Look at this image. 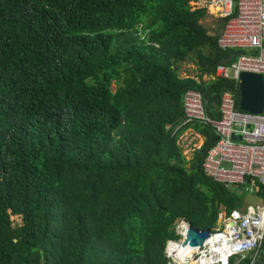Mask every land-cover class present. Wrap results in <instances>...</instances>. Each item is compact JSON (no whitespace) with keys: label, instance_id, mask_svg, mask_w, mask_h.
Returning <instances> with one entry per match:
<instances>
[{"label":"trees","instance_id":"1","mask_svg":"<svg viewBox=\"0 0 264 264\" xmlns=\"http://www.w3.org/2000/svg\"><path fill=\"white\" fill-rule=\"evenodd\" d=\"M194 2L0 0V264H169L178 221L214 231L241 210L204 171L215 130L184 126L188 91L214 120L225 93L240 100L213 79L229 52ZM189 130L205 139L191 160Z\"/></svg>","mask_w":264,"mask_h":264},{"label":"built area","instance_id":"2","mask_svg":"<svg viewBox=\"0 0 264 264\" xmlns=\"http://www.w3.org/2000/svg\"><path fill=\"white\" fill-rule=\"evenodd\" d=\"M192 6L219 19L230 18L219 36V47L229 55L245 52L228 65L219 64L213 79L234 81L239 88L243 73L264 77V0H197ZM184 108V126L209 125L220 138L205 161L206 175L226 186L264 188V111L259 115L241 111L231 92L222 96L221 120L206 114L203 96L197 91L186 93ZM190 228L184 220L177 222L179 240L169 241L165 251L169 264H231L233 260L241 264L249 258L255 264L264 242V205L220 214L217 228L203 246L185 243Z\"/></svg>","mask_w":264,"mask_h":264},{"label":"water","instance_id":"3","mask_svg":"<svg viewBox=\"0 0 264 264\" xmlns=\"http://www.w3.org/2000/svg\"><path fill=\"white\" fill-rule=\"evenodd\" d=\"M244 51L232 52L228 57L222 59L220 65H228L235 59L244 56ZM240 100L239 108L241 111L259 115L264 111V77L259 74L243 73L239 84ZM227 188L239 196H245L244 203L241 211L244 212L248 206L260 207L264 205V199L249 193L246 194L240 187L228 184ZM210 230H199L191 225L189 230L188 239L185 243L191 246H203L204 243L210 238Z\"/></svg>","mask_w":264,"mask_h":264},{"label":"rangeland","instance_id":"4","mask_svg":"<svg viewBox=\"0 0 264 264\" xmlns=\"http://www.w3.org/2000/svg\"><path fill=\"white\" fill-rule=\"evenodd\" d=\"M193 7V6H192ZM204 26H206L209 31L212 34L220 35L222 33V30H220V19L218 17H215L213 15H209L205 20L203 21ZM198 68L193 62H187L182 65L181 69V76L196 78L198 76ZM118 89V86L116 84L113 85V92H116ZM205 143V139L197 135L194 131L189 130L185 132L182 137L180 138L179 144L181 148L184 151V155L187 157L188 160H191L193 157V154L196 149H200ZM226 212H222L221 214H225ZM13 221L15 223H20L21 220L17 217H13ZM219 222V220H218Z\"/></svg>","mask_w":264,"mask_h":264},{"label":"crops","instance_id":"5","mask_svg":"<svg viewBox=\"0 0 264 264\" xmlns=\"http://www.w3.org/2000/svg\"><path fill=\"white\" fill-rule=\"evenodd\" d=\"M253 194V193H252Z\"/></svg>","mask_w":264,"mask_h":264}]
</instances>
